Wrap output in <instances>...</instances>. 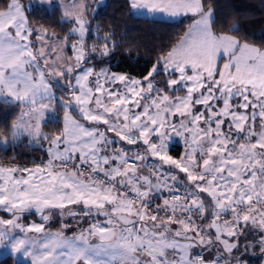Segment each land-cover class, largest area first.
Segmentation results:
<instances>
[{
    "label": "snow or ice",
    "instance_id": "snow-or-ice-1",
    "mask_svg": "<svg viewBox=\"0 0 264 264\" xmlns=\"http://www.w3.org/2000/svg\"><path fill=\"white\" fill-rule=\"evenodd\" d=\"M128 2L194 18L139 77L101 66L115 44L88 43L82 0L64 6L63 38L33 28L22 0H0V103L21 108L11 139L47 144L31 167L0 165V246L31 264H247L249 248L264 253V47L235 25L214 31L204 0Z\"/></svg>",
    "mask_w": 264,
    "mask_h": 264
},
{
    "label": "trees",
    "instance_id": "trees-1",
    "mask_svg": "<svg viewBox=\"0 0 264 264\" xmlns=\"http://www.w3.org/2000/svg\"><path fill=\"white\" fill-rule=\"evenodd\" d=\"M25 2L22 0V3ZM204 3L206 10L211 7L214 11V31L230 33L235 25L239 31L230 34L264 47V0H204ZM93 10H89L90 39L101 45L104 40L97 38L107 36L110 42H114L115 48L106 58L110 65L106 64L117 72L135 77L146 75L157 58L178 42L191 21L189 18L163 20L136 16L129 8L128 0H106L103 6ZM27 14L33 28H45L59 37L67 34L71 27L69 22L62 19V13L56 6L37 5L27 9ZM56 95L59 97L63 93L57 89ZM56 109L55 122L52 120L42 125L43 130L51 134H57L62 129V109L58 105ZM20 112L21 108L16 104L0 103V138H11L12 124ZM44 149L25 142L0 146V163L31 166L47 159ZM263 254L260 253L258 262L253 264H261ZM252 258L244 257L247 262ZM0 264L25 263L6 255L0 258Z\"/></svg>",
    "mask_w": 264,
    "mask_h": 264
},
{
    "label": "rangeland",
    "instance_id": "rangeland-1",
    "mask_svg": "<svg viewBox=\"0 0 264 264\" xmlns=\"http://www.w3.org/2000/svg\"><path fill=\"white\" fill-rule=\"evenodd\" d=\"M26 2L25 3H23L24 5H25V7H26V10L27 9H31V8H34L35 6H37V5H46V6H48V7H53L54 5L62 12V14H63V12H64V6L65 5H72L73 3H79V2H81V0H52V2H51V4H49V3H47V2H44V3H41L40 2V0H25ZM82 2H83V4H85V5H87L88 7H87V11H86V14H85V18L88 20V22H89V16H90V14H89V10L90 11H92V12H94L95 10H93V9H96V8H98V7H100V6H103L104 4H105V2H106V0H82ZM132 12H133V14H135L136 16L138 15V16H143V17H148V18H154V19H163V20H175L176 18H172V17H168L167 15H165V14H162V13H148V12H145V11H143L142 13H136V12H134L133 10H132ZM178 18V17H177ZM187 18H189V19H191V21L190 22H192V20L194 19L193 17H191L190 15L189 16H182L181 18H179V19H187ZM62 19L64 20V21H67V22H69L70 23V25L72 26L73 24H74V21H70V20H66L65 19V17L62 15ZM179 19H176V20H179ZM189 27V26H188ZM187 27V28H188ZM71 28V27H70ZM39 29H45V28H39ZM93 30V28H91V32H93L92 31ZM50 34H51V32L49 31V30H47ZM70 31V29L68 30V32ZM187 31V29L185 30V32ZM184 32V33H185ZM183 33V34H184ZM95 35V34H94ZM183 36V35H182ZM181 36V37H182ZM61 38H63V37H61ZM95 38H97V36H95ZM180 40V39H179ZM178 40V41H179ZM96 43V41L94 40V39H89V41H88V43L89 44H92V43ZM104 43V42H103ZM102 45V44H101ZM70 54V53H69ZM107 60V59H106ZM101 66H108V64H103V65H101ZM160 78H158V80H159ZM58 109H55V112L54 113H49L47 116H46V118H45V122L43 123V124H45V123H47V122H50V121H52V120H54L55 119V114L57 113L58 114ZM75 114V113H74ZM20 115V114H19ZM19 115H18V117H19ZM17 120V119H16ZM15 120V121H16ZM14 121V122H15ZM61 121H62V126H63V109H62V119H61ZM42 130H43V128H42ZM44 131V130H43ZM45 133H47L48 135H50V136H52V135H55V134H51V133H48V132H46V131H44ZM3 138H5L4 136L3 137H1L0 139H3ZM7 138V137H6ZM8 139V141H9V143H8V145L9 144H11V143H20V142H25V143H27V140H28V138L27 137H22L19 141H16V142H13L12 141V139L11 138H7ZM7 145V146H8ZM1 147H5V146H3V145H0ZM6 146V147H7ZM32 146H40V145H32ZM43 147H47V144L46 143H44L43 144ZM179 148V150H178V152H176V148ZM183 151H184V147H183V142L182 141H180L179 140V138H174L173 139V141H172V143H171V145H170V154L171 155H173L174 157H177V155H179V154H181V153H183ZM10 165H12L11 163H9ZM0 165H5V166H8V164H2V163H0ZM15 165H19V164H15ZM19 166H21V167H24V166H26V165H19ZM31 166H33V165H31ZM31 166H28V167H31ZM0 214L2 215L3 213L2 212H0ZM6 217V216H5ZM4 217V218H5ZM32 222H37V223H39L40 222V218H39V216H37V215H29V216H27V218L23 221V223H27V224H29V223H32ZM85 227L87 226V224L85 223V225H84ZM48 228H52V229H49L50 231H52L53 229L56 231L57 229H59V227H60V225H59V223H57L56 222V220L54 219L53 221H51L50 223H49V225L47 226ZM55 227H57V228H55ZM79 229L78 228H76L75 227V225L73 226V229H72V231H78ZM72 231H69L67 234H72ZM17 232H19L18 230H17ZM30 237H33V238H39V236H35V233H29L28 234ZM16 236H20V237H23L24 236V234H20V235H16ZM249 239H252V237H250ZM260 253H261V251H260V248H259V246L257 245L256 247H254V248H249L248 249V251H247V253L245 254V256H252L253 258H252V260L250 261V262H247V263H251V264H253V263H257L258 262V259H259V255H260ZM6 255H10V256H12V257H14L17 261H20V262H23V263H25V264H31V261L28 259V258H26V257H24L22 254H13L12 252H11V249H10V247H4V246H0V258H2V257H4V256H6ZM244 256V257H245ZM261 264H264V254H263V260H262V262H261Z\"/></svg>",
    "mask_w": 264,
    "mask_h": 264
},
{
    "label": "crops",
    "instance_id": "crops-1",
    "mask_svg": "<svg viewBox=\"0 0 264 264\" xmlns=\"http://www.w3.org/2000/svg\"><path fill=\"white\" fill-rule=\"evenodd\" d=\"M55 6V5H54ZM145 12H147L146 10H145ZM62 13V12H61ZM63 15V14H62ZM138 16V15H137ZM179 18H181V17H178V18H176V19H179ZM175 19V20H176ZM192 22H193V20H192ZM192 22H190V24L192 23ZM189 24V25H190ZM188 29V28H187ZM8 165H10V164H8ZM3 215H5L6 217L5 218H10V216L8 215V214H6V213H3L2 215L0 214V216H3ZM3 218H4V216H3ZM27 224V223H26ZM53 228V227H52ZM52 228H48V229H52ZM55 228H57V227H55ZM58 230V229H57ZM53 232H55V230L53 229L52 230ZM20 234H23V233H20V232H16L14 235H20ZM39 236V234H35V236ZM67 235H71V234H67Z\"/></svg>",
    "mask_w": 264,
    "mask_h": 264
}]
</instances>
